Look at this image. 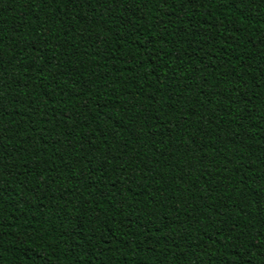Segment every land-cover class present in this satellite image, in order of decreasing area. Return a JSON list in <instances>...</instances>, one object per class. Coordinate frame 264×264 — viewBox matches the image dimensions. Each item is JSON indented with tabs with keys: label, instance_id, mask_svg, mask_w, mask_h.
I'll list each match as a JSON object with an SVG mask.
<instances>
[{
	"label": "trees",
	"instance_id": "obj_1",
	"mask_svg": "<svg viewBox=\"0 0 264 264\" xmlns=\"http://www.w3.org/2000/svg\"><path fill=\"white\" fill-rule=\"evenodd\" d=\"M0 264H264V0H0Z\"/></svg>",
	"mask_w": 264,
	"mask_h": 264
}]
</instances>
